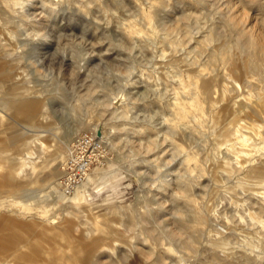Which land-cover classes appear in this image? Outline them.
Here are the masks:
<instances>
[{"label": "rangeland", "instance_id": "374dc122", "mask_svg": "<svg viewBox=\"0 0 264 264\" xmlns=\"http://www.w3.org/2000/svg\"><path fill=\"white\" fill-rule=\"evenodd\" d=\"M259 97L264 0H0V264H23L25 245L32 264H264V223L247 216L264 221ZM90 129L106 150L93 169L111 173L67 207L49 188L66 155L52 157Z\"/></svg>", "mask_w": 264, "mask_h": 264}, {"label": "bare ground", "instance_id": "6f19581e", "mask_svg": "<svg viewBox=\"0 0 264 264\" xmlns=\"http://www.w3.org/2000/svg\"><path fill=\"white\" fill-rule=\"evenodd\" d=\"M151 15V14H150ZM166 38H169L170 37V35H166L165 36ZM170 63V62H169ZM238 84V83H237ZM214 93V92H213ZM215 93H216V91H215ZM217 94V93H216ZM217 95H219V97L221 96V95H223V93L221 94H217ZM258 100H260V101H263L264 100V97L262 98V97H259V99ZM117 102H118V100H116ZM103 102V101H102ZM101 102V103H102ZM176 104H178V101H176L175 102ZM110 104H112V102H110ZM95 104H93V106H94ZM93 106H91V107H93ZM91 107H88L87 108V111L89 112L90 111V109H91ZM220 108V107H219ZM211 110V109H210ZM223 114V113H222ZM112 115H113V117H117V118H119V119H123V121H126L127 119V115L125 114V113H123V111L120 109V107H118V105L117 106H115L114 108H113V110H112ZM226 115V113H224L223 115H220V116H214V115H211V120L213 121V122H215V123H217V122H219L224 116ZM89 116V119H84L82 122H81V124H82V126H86V125H90V127H92L93 129H95L97 126H96V123L94 124V120H93V117L92 116H90V115H88ZM227 118V117H226ZM93 120V121H92ZM126 127H123L122 129H125ZM98 131H100V137L102 138V139H104V138H106V133L102 130L101 131V129H97ZM51 137L50 138H52L54 141H58V143L61 141L60 140V137H59V135H60V132L58 131V135H57V132H56V136H54L53 134H49ZM212 137H214V134H210ZM110 136V135H109ZM223 139V138H222ZM63 140V139H62ZM228 138L226 137L225 138V142H228ZM109 143H110V147H111V149H114L113 147H115V144H116V142H113V141H110L109 140ZM214 143H216V145L217 146H220V145H223V143H224V141H215ZM229 143V142H228ZM227 143V144H228ZM62 144H63V148L62 149H59V150H57L56 151V154H55V156L54 157H52V159H54L55 157H63V156H65L67 153H68V142H63L62 141ZM151 141H148V146H147V148L149 149V148H151ZM242 144L243 143H238V144H236V145H234V146H228V152H231L232 153V151L235 149L236 150V148L237 149H239L238 150V152H240L242 155H241V158H243V159H238L237 157H238V155H237V157H235V166L236 167H238L239 169L241 168V169H244L243 171H242V173H241V177H239V178H233L234 179V184H238V186L240 185V183L241 184H243V185H245V184H247L248 183V180L251 178L250 177V175L247 173V171L249 170V168H248V166H246V164H247V162L250 160L251 161V158H249V156H248V152H247V150H245L244 148H242L243 146H242ZM260 150H261V152H262V154H261V156L263 157L264 156V142H262L260 145ZM192 147H194V146H192ZM214 149V148H213ZM209 153L207 154V161H208V165L209 166H211V168H210V172H209V176L210 177H213V169H214V166L216 165V163L219 161V159H216V157L214 156V154H213V152H212V148H210L209 150ZM177 153H178V157H177V159H179V161H181V162H185V161H189V160H194L195 158H194V155H193V157L187 152V150L185 149V150H177ZM51 156V155H50ZM260 156V155H259ZM262 157L260 158V160L263 162V160H262ZM65 159V158H64ZM45 160H46V158H45ZM64 161V160H63ZM63 161L60 163V173H61V165H62V163H63ZM103 162H104V160L102 161V162H100V163H98L97 165H94V166H92L88 171H87V173H86V175H85V177H84V179L81 181V182H78L77 183V185L70 191V192H68V193H64V192H61L60 191V187L61 186H59V184H58V177H57V180H55V179H53V178H51V180L49 181V188L50 189H52L53 191H54V193H56V199L58 200V201H60L61 203H68L69 204V206H67V207H70V206H72L73 205V207L75 206V205H77L78 203H80V201L82 202L83 201V191L85 190V189H87L88 188V186L90 185V183H91V181H93V178H98V179H100V175L101 176H103V175H108L107 173H109V172H107V173H105V172H99V170L97 169V168H95V169H93L94 167H96V166H99V165H101V164H103ZM222 162L224 163L223 164V166H224V169H223V173L224 174H226L228 177H230L231 176V174L229 173V169H231V165L227 162V160L225 159V158H223V160H222ZM38 164V163H37ZM264 164V163H263ZM19 165V164H18ZM24 165V164H23ZM45 166V165H44ZM19 167H20V165H19ZM18 167V168H19ZM119 168V167H118ZM117 168V169H118ZM92 169V170H91ZM120 169V168H119ZM118 169V170H119ZM91 170V171H90ZM90 171V172H89ZM89 172V173H88ZM99 172V173H98ZM59 173V174H60ZM97 173H98V175H97ZM111 173V172H110ZM109 173V174H110ZM59 176V175H58ZM214 179H212L211 180V183L212 184H215L214 183ZM232 182V183H233ZM256 184V187H258V190H256L255 192L258 194L257 195V197L258 196H260L259 198H262V199H264V182H263V178L262 177H260V178H257V181H255L254 182V184L253 185H255ZM58 186H59V189H58ZM258 191V192H257ZM254 193V192H253ZM8 204V206L6 205V206H4V208H6V209H9V208H14L13 206H16V207H18L19 205H20V203L19 202H16V203H7ZM207 209H208V205H204V207L201 209V211H205V212H207ZM67 210V209H66ZM68 210H70V209H68ZM67 210V211H68ZM65 213H67V212H65ZM68 213H69V211H68ZM67 215V214H66ZM247 216H248V220H249V223L250 224H253V223H255V220H257V222H261V223H264V221H262L259 217H258V214H256V213H250V212H248V214H247ZM49 219V221H50V224H56L57 222H58V220L53 216H51V217H49L48 218ZM219 232V231H218ZM157 234H158V236H159V239H162V241L163 240H165V241H167L170 245H173L172 244V241H173V239H171V236H166L165 234H162V232L161 231H157ZM170 235H172V237L174 236L173 234H171V233H169ZM216 240H218V241H216V242H214L213 244H212V246L213 247H216V248H220L222 251H230L231 249H230V246H228L227 245V243L225 244V243H223V241H220L219 240V238H217ZM243 244H241L239 247H241L242 249H245V250H248V243H247V241H246V238L245 239H243ZM209 244H210V242H209ZM179 245V244H178ZM180 247H184L183 245H181ZM195 250V249H194ZM165 259V258H164Z\"/></svg>", "mask_w": 264, "mask_h": 264}, {"label": "built area", "instance_id": "2783aa9c", "mask_svg": "<svg viewBox=\"0 0 264 264\" xmlns=\"http://www.w3.org/2000/svg\"><path fill=\"white\" fill-rule=\"evenodd\" d=\"M105 153V145L94 131L90 129L77 133L61 165L62 170L58 176L60 191L70 192L84 179L92 166L102 162Z\"/></svg>", "mask_w": 264, "mask_h": 264}, {"label": "crops", "instance_id": "0c3cea01", "mask_svg": "<svg viewBox=\"0 0 264 264\" xmlns=\"http://www.w3.org/2000/svg\"><path fill=\"white\" fill-rule=\"evenodd\" d=\"M40 231H41V228H40ZM2 241H6V239H4ZM28 247H33V246L32 245H25L24 248L22 250H19V252H17L13 257H21V258H24L25 260H24L23 264H32L33 263L32 260H35V259L33 257H31V254H29V252L27 251L26 248H28ZM36 247H37V249L38 248H41L42 249V247H40L38 245H36ZM40 251L43 253V250H40ZM42 255H44V254H42ZM36 264H38V262Z\"/></svg>", "mask_w": 264, "mask_h": 264}]
</instances>
